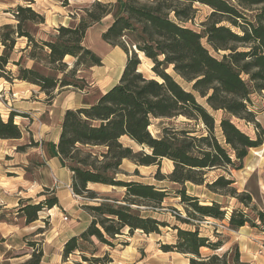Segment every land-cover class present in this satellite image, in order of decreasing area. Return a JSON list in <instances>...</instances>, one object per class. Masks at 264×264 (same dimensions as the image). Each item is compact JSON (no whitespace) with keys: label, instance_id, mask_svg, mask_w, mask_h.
<instances>
[{"label":"trees","instance_id":"16d2710c","mask_svg":"<svg viewBox=\"0 0 264 264\" xmlns=\"http://www.w3.org/2000/svg\"><path fill=\"white\" fill-rule=\"evenodd\" d=\"M197 6L209 9L198 31L187 26L195 20ZM10 13L14 23L0 26V79L30 84L48 103L59 91L84 89L81 74L101 66L102 59L84 40L88 30L106 17L111 22L101 40L126 54L116 82L93 102L65 110L57 142L44 145L47 159L56 158L72 174L73 195L95 202L83 205L91 220L80 234L66 240L62 261L75 257L73 264H111L108 253L99 254V246L114 248L120 236L137 231L161 234L168 227L175 232L174 241L162 251L184 255L188 264H246L237 245L218 254L225 242L218 234L213 242L202 236L198 224L226 220V228L233 231L248 226L264 232V211L256 208L248 192H238L231 177L243 169L249 151L264 144L256 101L264 92V0L94 2L74 24L55 28L49 40L36 38L33 28L45 24V17L32 9L30 1ZM19 39L25 46L16 50ZM140 55L150 63V76L140 71ZM17 116L11 112L6 121L0 120V140L22 138L23 131L14 122ZM240 124L252 127L254 135L242 131ZM153 125L155 135L150 132ZM31 145L38 146L33 141ZM124 160L157 166L154 178L172 189L120 179ZM162 160L172 163L167 175L160 174ZM89 184L123 192L119 198H105ZM188 185L233 199L242 208L228 213L225 203L201 201ZM170 197L178 199L184 213L183 217L172 210L173 225L158 217L167 211L163 204ZM56 206L54 195L35 203L19 202L16 217L29 226L40 212ZM201 249L211 255L203 256ZM42 255L34 250L25 264H40Z\"/></svg>","mask_w":264,"mask_h":264},{"label":"rangeland","instance_id":"374dc122","mask_svg":"<svg viewBox=\"0 0 264 264\" xmlns=\"http://www.w3.org/2000/svg\"><path fill=\"white\" fill-rule=\"evenodd\" d=\"M28 1L31 2L33 10L43 15L45 19L47 17L45 24L38 26L36 29L33 28L34 32L36 30V38L45 40L52 38L54 30L59 26V23L66 26L74 24L83 14V10L92 3L115 2V0H0V26L13 24L14 20L10 9H14L17 5H24ZM196 8V18L192 23H188L187 26L198 31L200 30L199 23L209 14V9L203 6H197ZM110 22L111 18L109 16L100 23L92 26L86 34L84 45L95 52L102 61L100 67L92 68L90 71L81 74L85 79L84 89H65L59 91L56 93L52 102L48 103L46 102V97L39 93L37 88L24 86L17 81L8 83L4 79L0 80V120L6 121L9 113L14 112L19 115L14 118V122L23 131V136L19 140L0 142V200L8 205L5 209H2L0 206V219H2L0 223L4 222L10 225L25 226L23 219L16 217L19 202L17 206L13 207L16 195L22 192L24 187L31 185L32 193L36 194L38 191H42L40 195L46 194L40 198H38L39 195L32 194L35 196H33L31 203H35L43 200L45 197L53 196V193L57 189H60L58 186L63 185L57 181L58 179L55 178L50 168L46 165L48 159L44 152V145L57 140L61 116L65 109H73L80 105L93 102L99 94L103 93L118 78L125 64L126 54L117 47L111 48L101 40V33ZM24 46L25 40H22L17 42L15 49L19 50ZM140 59V71L145 76H150L149 61L143 58V56ZM72 61L69 57L65 59L67 64H71ZM11 70L14 71L15 68L13 67ZM183 86L185 87L184 84ZM256 101L259 108L257 118L262 129H264V92ZM155 125L150 127V132L153 135L157 133ZM239 127L248 135H254L252 127H246L242 124ZM32 141L33 143H37L38 146L31 145ZM122 143L132 146L136 152L140 150L139 147L127 139H122ZM20 147L21 150L18 151ZM4 153H6V156H4ZM243 165L242 170L231 173V177L235 181L234 186L239 193L243 191L248 192L252 196L253 204L256 208L264 211V144L258 149L250 150ZM121 169L124 175L119 177L122 180H133L155 186H168L169 189L173 187L166 182H158L154 178L158 170L157 166H135L133 163L125 160L121 165ZM4 170H7V175ZM171 170L172 163L168 160H162L159 168L160 174L167 175ZM216 175L217 172L210 173L208 177L212 179ZM17 183L23 185L22 188ZM2 185L9 188L12 193L10 195L6 194L4 197L1 190ZM187 188L190 193L199 195L201 201L209 202L212 199H217L219 202L225 203L228 207V213L233 208H242L236 205L233 199L218 198L212 194H208L204 189L193 190L189 185ZM89 189L105 198L109 197L112 199L119 198L123 192L120 189L111 190L97 186H90ZM76 200L83 205L95 204V202L89 201L84 197H79ZM26 201L24 200L22 203H26ZM163 206L167 208V211L158 217L160 220L166 221L169 225L175 224V220L171 215L173 209L181 212L184 217L182 208L178 204V199L170 197L164 202ZM82 210L87 213L83 209V206ZM73 211L74 213L70 216L67 214L68 212L61 213L58 210L49 212V210L45 209L39 213L38 222L33 224V226L40 225L42 232L54 230L49 233L51 234L50 236L47 235L50 239L54 236L55 232L65 229L70 225L71 217L82 215L76 209V206L73 207ZM58 219L61 220L60 223H58ZM221 224L227 225V221L205 220L198 224L202 236L207 237L213 242L216 241V234H218L223 242H225L224 247L217 252L218 254L223 253L235 245L238 247V242L243 245L248 240H251L256 245L255 249L262 252V258L259 260V264H264V232L248 226L244 230L233 231L228 228H221L219 226ZM181 228L186 227L181 226ZM174 236L175 232L168 227L161 229V234L144 235L137 231L132 236H120L115 242L116 245L114 248L99 246V254L108 253L112 259L111 264H188V259L184 255L174 252L165 253L162 251L161 248L163 245L173 243ZM43 239H45V236L40 235L35 237L26 236L22 239L12 238L6 242L8 248H4V254H2L3 251L0 249V258L2 260L5 258L9 259L6 262L7 264H25L30 259L34 250H41L42 254L44 252L47 254L48 251L44 249ZM55 239L58 240L57 242L54 240V244H51L49 257L45 258V261L48 259L54 260L56 254L59 253L61 240L60 238ZM2 242L0 239V243ZM123 242H126L127 245H122L121 243ZM29 243H34L35 246L30 247ZM200 253L203 256L211 255V251L207 249H201ZM75 260H78V258L71 257L66 264H73ZM1 263L4 264V261Z\"/></svg>","mask_w":264,"mask_h":264},{"label":"crops","instance_id":"0c3cea01","mask_svg":"<svg viewBox=\"0 0 264 264\" xmlns=\"http://www.w3.org/2000/svg\"><path fill=\"white\" fill-rule=\"evenodd\" d=\"M46 19H47V17H46ZM46 19H45V23H46ZM59 25H62V23H59ZM63 26H66V25H63ZM22 40L23 39H19L17 42H20ZM120 73H121V71H120ZM19 83L23 84L24 86L34 87V86L27 84V83H24V82H19ZM111 86H109V87H111ZM34 88H36V87H34ZM80 106H82V105H80ZM80 106H78V107H80ZM75 108H77V107H75ZM75 108H73V109H75ZM65 110H68V109H65ZM61 118H62V116H61ZM58 135H59V132L57 134V139H58ZM13 141H15V140H0V142H13ZM56 142H57V140L53 143H56ZM4 154H5L4 156H6V153H4ZM46 165L50 168L51 173L55 176V178L58 179L57 181L59 183L63 184L62 186H58V188H60V189H57L53 193L54 196L58 200V206L50 209L49 212H53L54 210H58L61 213H67L68 212L67 214L72 216V213H74L73 207L76 206V209L78 211H80L82 213V215L78 216V217H71L72 219L70 221V225H68L67 228L63 227L65 229H62L58 232H55L54 236H52L50 239L48 236H50L51 234H49V233L54 231V230H49L48 232L46 231V232H42V233L38 234L37 230L42 229V227L40 225L33 226V224L37 223L38 221H35L34 223L30 224L29 226H16V225H10V224L2 222V223H0V239L3 242L0 243V245L1 246L3 244H5V245L2 247L0 246V249L3 251L2 254H4L5 253L4 248H8L6 245V242L12 238L22 239L26 236H31V237L32 236L35 237V236H39V235L45 236V239H43L44 249H46L48 252H47V254H45V252L43 253L44 256L42 257L41 264H66V262L62 261L61 254H60L62 252L61 250L63 248L64 243L66 242V240L68 238L80 234L88 226L91 218L87 213H85L82 210L83 204L78 203V201L76 200L79 197H76V196L74 197V195L72 196V191L70 192L69 189L67 188V186L69 187L71 185V175L72 174L67 169L62 168L59 165L58 160L56 158L48 159L46 162ZM4 172L7 175V173H8L7 170H4ZM5 179L7 180V178H5ZM18 186H20L22 188L23 185L18 184ZM90 186H97V187L109 188L111 190H115V188H112L109 186L97 185V184H89L88 188ZM44 188H46V187H44ZM192 188H193V190L194 189H203L202 187H194V186H192ZM1 190H2V194H4V197L6 194L10 195L12 193L9 188L4 187L3 185L1 187ZM50 190H52V189L50 188ZM32 192L33 191H32L31 185L24 187L23 191L20 192L18 195H16L15 204L13 205V207L17 206L18 202H22L24 200L31 201L33 199V196H35V195H39L38 198L44 196V195H40L42 191H38L36 194L32 193ZM32 194H35V195H32ZM0 206L2 207V209H5L8 207V205L6 203H4L2 200H0ZM83 217H84V220H83ZM62 220H64V219L62 218ZM60 222H61V220L58 219V223H60ZM209 223L212 224L211 222H209ZM245 228H247V227L246 226L242 227L240 230H244ZM55 238H60V240H61V248L59 250V253L56 254V256L54 257L55 258L54 260L48 259L45 261V258L49 257L48 255H49V250H50L51 244H54V242H55L54 240H56V242L58 240ZM238 247H239L238 249H239V252L241 255V260L244 263H246V264H259L260 263L259 260L262 258V252L255 249L256 245L253 244L251 240H248V242H245L243 245H241V243L238 242ZM2 261H4V264H7L6 262H8L9 259L5 258L4 260H2L0 258V264H3V263H1ZM83 264H85V263H83Z\"/></svg>","mask_w":264,"mask_h":264},{"label":"built area","instance_id":"2783aa9c","mask_svg":"<svg viewBox=\"0 0 264 264\" xmlns=\"http://www.w3.org/2000/svg\"><path fill=\"white\" fill-rule=\"evenodd\" d=\"M67 188H68V186H67ZM69 190H70V192H71V188H69ZM223 224V223H222ZM219 225L221 228H226V225Z\"/></svg>","mask_w":264,"mask_h":264},{"label":"bare ground","instance_id":"6f19581e","mask_svg":"<svg viewBox=\"0 0 264 264\" xmlns=\"http://www.w3.org/2000/svg\"><path fill=\"white\" fill-rule=\"evenodd\" d=\"M140 57H142L141 55H140ZM66 58H68V57H66ZM144 58V57H143ZM103 246H105V245H103Z\"/></svg>","mask_w":264,"mask_h":264}]
</instances>
